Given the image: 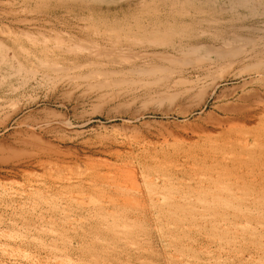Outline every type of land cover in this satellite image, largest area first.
I'll use <instances>...</instances> for the list:
<instances>
[{"label": "rangeland", "instance_id": "obj_1", "mask_svg": "<svg viewBox=\"0 0 264 264\" xmlns=\"http://www.w3.org/2000/svg\"><path fill=\"white\" fill-rule=\"evenodd\" d=\"M123 1L118 9L128 8ZM55 7L56 0H0V40L34 56L47 44L54 60L57 34L69 38L57 26L75 20ZM124 50L113 52L123 61L104 67L113 68L105 76L59 82L56 90L54 81L44 85L38 97L51 94V102L41 101L34 113L50 123L34 133H22L15 122L29 110L7 128L0 116V264H264L263 149L244 165H204L188 145L156 138L185 133L170 124L145 130L156 138L145 152L150 171L119 164L133 154L128 145L112 143L113 136L125 131L130 117L147 115L133 125L154 123L160 121L154 114L186 107L160 100L179 92L197 70L151 51ZM239 84L223 83L218 94ZM250 103L245 109L236 104V117L256 129L264 124V91ZM31 148L82 159L35 166Z\"/></svg>", "mask_w": 264, "mask_h": 264}, {"label": "bare ground", "instance_id": "obj_2", "mask_svg": "<svg viewBox=\"0 0 264 264\" xmlns=\"http://www.w3.org/2000/svg\"><path fill=\"white\" fill-rule=\"evenodd\" d=\"M56 1L60 11L64 9L75 20L57 26L59 33L67 32L69 38L65 40L57 34L54 60L49 59L53 50L48 46L46 49L47 44L38 50L39 56H34L20 44L12 41V47L0 40V116L6 117L1 128L9 127L29 110L28 116L15 122L22 133H34L50 123L38 117L35 110L41 101L51 102V94L45 99L38 97L44 85L54 81L56 90L59 82L70 84L84 76L99 77L104 67L121 62L122 59H117L119 55H115L120 50L130 52L137 48L140 52L151 51L176 66L193 65L197 70L196 76L184 82L179 92L160 100L178 101L186 107L154 114L160 117L154 123L133 125L147 115L130 117L125 131L113 136L112 143L128 145L133 154L126 155L128 158L124 155L119 164L135 168L141 174L150 171L151 161L145 160L148 155L145 152L156 138L164 144L188 145L195 150L197 158L201 157L202 164L221 169L247 164L256 149L264 150V124L256 129L247 128L235 111L236 104L245 109L251 106V99L264 91V0H138L136 3L128 0L126 9H118L123 7L119 3L122 0ZM112 69L106 68L104 76ZM228 81H240V84L230 94L219 95V87ZM231 100L236 104L230 103ZM170 124L181 125L185 133L158 135L153 140L154 133L150 136L145 132L153 126ZM36 150L31 148L35 166L72 164L82 159L78 153L74 158L60 155L54 158L48 152L46 155ZM105 159L100 160L110 164V159L108 162Z\"/></svg>", "mask_w": 264, "mask_h": 264}]
</instances>
